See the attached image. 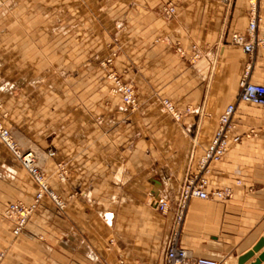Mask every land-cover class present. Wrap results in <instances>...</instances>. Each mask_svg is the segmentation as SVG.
Here are the masks:
<instances>
[{
  "label": "crops",
  "instance_id": "1",
  "mask_svg": "<svg viewBox=\"0 0 264 264\" xmlns=\"http://www.w3.org/2000/svg\"><path fill=\"white\" fill-rule=\"evenodd\" d=\"M170 4L172 17L163 10ZM260 12L264 37V0ZM249 15L250 0H0L7 126L22 146L51 143L68 174L66 183L50 180L65 210L46 197L14 235L4 211L30 205L36 186L0 139V264H165L182 186L236 101L250 62L231 41L247 30ZM111 48L119 49L114 68L136 89V111L95 85ZM59 79L84 85L68 91ZM253 80L264 86V50ZM65 94L71 100L63 103ZM163 98L191 111L175 120ZM235 122L208 185L231 187L234 197L193 199L181 236L192 258L220 264H239L264 237V106L240 105ZM160 197L171 205L165 215L156 209Z\"/></svg>",
  "mask_w": 264,
  "mask_h": 264
},
{
  "label": "built area",
  "instance_id": "2",
  "mask_svg": "<svg viewBox=\"0 0 264 264\" xmlns=\"http://www.w3.org/2000/svg\"><path fill=\"white\" fill-rule=\"evenodd\" d=\"M257 7L258 0H250V15L247 30L244 33L235 32L232 34V43L235 46L240 47L243 52L250 57V62L240 79V89L236 101L228 105L220 115L215 135L211 140L209 147L199 159L196 171L186 179L182 186L181 194L174 212V225L168 242L165 264H220L215 259L192 258L189 251L182 246L181 236L189 205L193 199L229 200L234 197V191L231 187H227L223 190L208 191L209 176L212 172L213 165L220 162L229 150L232 133L237 128L235 118L238 107L242 104L259 107L264 106V86L252 81L255 55L260 50L264 49V38H260L257 34L259 25ZM164 12L167 16L172 17L176 13V7L170 4L164 8ZM118 87L123 96L125 106L129 109H135L137 107V102L135 100L133 89L129 86H122L121 84ZM162 108L175 120H180L183 118L184 113H189L191 111L187 108L186 111L183 112L169 101H165ZM0 139L33 176L38 186L36 202H38L45 194H48L56 204L62 208L63 204L50 191L46 179L35 167L33 153L22 152L14 141L10 130L2 124H0ZM235 140L237 141L238 138ZM33 207L34 205L25 206L23 204H11L8 206L5 214L8 217L16 216L17 218L15 234H18L24 227ZM156 209L159 213L165 215L171 210L170 202L168 199L160 197L156 200Z\"/></svg>",
  "mask_w": 264,
  "mask_h": 264
},
{
  "label": "rangeland",
  "instance_id": "3",
  "mask_svg": "<svg viewBox=\"0 0 264 264\" xmlns=\"http://www.w3.org/2000/svg\"><path fill=\"white\" fill-rule=\"evenodd\" d=\"M167 7V6H165ZM164 7V8H165ZM258 20H259V25H258V30H257V34L260 38H264L262 37L260 34V24H261V12H260V0H258ZM164 10V9H163ZM176 15V13H175ZM173 15V16H175ZM168 17H171V16H168ZM112 49V48H111ZM109 50V52L105 55V58L101 61L100 65L98 66L99 70V74H100V79L99 80H95L96 83L95 85L97 86L98 83H100L101 85L102 84H105V86L109 89V93L111 96H119L121 98V101L123 103V105L125 106L124 102H123V96L121 94V92L119 91V85L121 84L122 86H129L133 89L134 91V95H135V100H136V104H137V107L135 109H129L126 108L133 112V111H136L140 105V102H139V98L136 94V89L134 87V85L130 82V81H127L126 79H124V77L117 72V70L114 68V62H115V59L118 57L119 55V49L118 48H115L114 50ZM264 50V49H263ZM262 50H260L256 55H255V58H254V62L256 60V57L258 56V54L261 52ZM53 54L54 53H48V56H47V59L48 61H50L49 57L53 58ZM198 57H199V53H198V50L196 47L193 48V61L195 62V60L197 61L198 60ZM192 64H195V63H192ZM253 75H254V66H253V71H252V81L254 82L253 80ZM240 82V81H239ZM58 83H62V87H64V89L66 90H71L72 86L73 88L78 86L79 88H82L83 85H84V80H79V79H59V82ZM240 89V88H239ZM59 98V97H58ZM76 98V96H75ZM78 100H79V103H82V102H85L84 100V97L82 95H79L77 96ZM71 100V94H65V98L62 99V102H68ZM165 101H169V102H172L174 105L175 103L169 99V98H163L161 100V106H163L164 102ZM165 112V111H164ZM166 114H168L167 112H165ZM54 113H52V115H54ZM170 115V114H169ZM9 121V112L8 110H6V107H5V104L3 102H0V124H2L3 126H5L6 128H8L11 132V134L13 132H16V128L15 127H8L7 126V122ZM237 129V128H236ZM235 129V130H236ZM13 136V135H12ZM14 139V137H13ZM14 141L16 142L17 146L19 147V149L26 153V152H32L33 153V156H34V161H35V167L37 168L38 172L40 174L43 175V177L46 179L47 181V184L49 186V189L50 191L58 198V200L63 204V207L61 208L59 205L56 204V202L51 198V196H49L48 194H45L38 202H36V199H37V194H38V186H37V183L35 182L33 176L29 173V171L23 166L22 162L20 160H18L14 155L13 153L10 151V154L12 156H14V158L18 161L19 165L22 166L25 170H27L28 174L30 175L31 179L33 180L35 186H36V190H35V193H34V196L32 198V201H31V204L30 205H26L22 202H16V203H12V204H23L25 206H32L34 205L33 209H32V212L29 216V218L27 219L24 227L21 229V231L18 233V234H15V229L17 227V218L16 216L14 217H8L6 214H5V211H4V214L9 218L11 219L14 223H15V228H14V235L18 236L20 235L24 228L26 227L31 215L33 214L34 210H36L37 206L39 205L40 201H42L44 198L46 197H49L54 203L55 205L58 207V209L60 210H65L66 208V203L63 201V199L58 196V194H56L52 188H51V185H50V180L53 177L56 178L57 182H62V183H66L68 181V174H67V170L65 169V166L64 164H62L61 162L58 163V160H57V150L55 149V147L50 144L47 145L46 148H43L42 146H40L38 143H35V142H32V143H29L27 147L25 146H22L20 143H18L15 139ZM51 160H54L55 161V164H54V172L53 174H49V172L47 171V164L48 162H50ZM11 205V204H10Z\"/></svg>",
  "mask_w": 264,
  "mask_h": 264
},
{
  "label": "water",
  "instance_id": "4",
  "mask_svg": "<svg viewBox=\"0 0 264 264\" xmlns=\"http://www.w3.org/2000/svg\"><path fill=\"white\" fill-rule=\"evenodd\" d=\"M264 248V237L258 242V244L256 246H254V248L247 252L244 256H242L239 259V264H245L247 261H249L251 258H253L255 256L256 253H258L260 250H262ZM264 261V253L261 254L258 259L253 262L252 264H261Z\"/></svg>",
  "mask_w": 264,
  "mask_h": 264
}]
</instances>
